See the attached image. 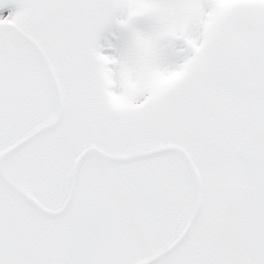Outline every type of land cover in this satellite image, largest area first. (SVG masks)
<instances>
[{"label":"snow or ice","instance_id":"snow-or-ice-1","mask_svg":"<svg viewBox=\"0 0 264 264\" xmlns=\"http://www.w3.org/2000/svg\"><path fill=\"white\" fill-rule=\"evenodd\" d=\"M0 264H264V0H0Z\"/></svg>","mask_w":264,"mask_h":264}]
</instances>
